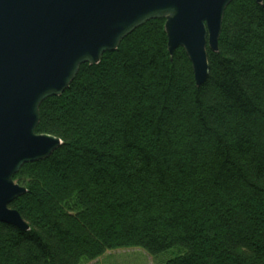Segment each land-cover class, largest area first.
<instances>
[{
  "label": "trees",
  "instance_id": "trees-1",
  "mask_svg": "<svg viewBox=\"0 0 264 264\" xmlns=\"http://www.w3.org/2000/svg\"><path fill=\"white\" fill-rule=\"evenodd\" d=\"M196 87L164 20L83 64L39 107L61 145L12 176L26 193L0 223V264H81L137 248L166 264H264V0H233Z\"/></svg>",
  "mask_w": 264,
  "mask_h": 264
},
{
  "label": "water",
  "instance_id": "water-1",
  "mask_svg": "<svg viewBox=\"0 0 264 264\" xmlns=\"http://www.w3.org/2000/svg\"><path fill=\"white\" fill-rule=\"evenodd\" d=\"M233 0H0V223L28 231L9 205L26 193L12 176L47 159L61 142L37 134L39 107L68 89L83 64L96 65L135 29L164 20L167 51L183 49L196 87L218 52ZM261 4L262 0H255Z\"/></svg>",
  "mask_w": 264,
  "mask_h": 264
},
{
  "label": "rangeland",
  "instance_id": "rangeland-1",
  "mask_svg": "<svg viewBox=\"0 0 264 264\" xmlns=\"http://www.w3.org/2000/svg\"><path fill=\"white\" fill-rule=\"evenodd\" d=\"M184 249L176 246L157 256H149L141 249L130 248L108 251L93 261H83L81 264H166L168 260L181 255Z\"/></svg>",
  "mask_w": 264,
  "mask_h": 264
}]
</instances>
